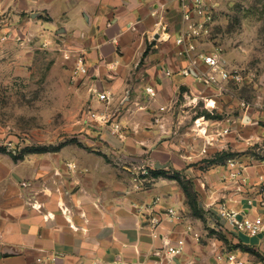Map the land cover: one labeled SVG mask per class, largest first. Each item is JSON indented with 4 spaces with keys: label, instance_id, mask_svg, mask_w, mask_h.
Listing matches in <instances>:
<instances>
[{
    "label": "crops",
    "instance_id": "0c3cea01",
    "mask_svg": "<svg viewBox=\"0 0 264 264\" xmlns=\"http://www.w3.org/2000/svg\"><path fill=\"white\" fill-rule=\"evenodd\" d=\"M180 20L179 0H0V39L10 38L14 27L36 30L42 39L58 35L69 54L84 55L88 87L109 92L112 106H121L115 113L108 107L112 122L121 128L118 135L131 136L120 144L117 134L106 126L115 144L89 152L61 149L60 160L52 165L57 174H44L38 183L15 176L12 161L0 164V264H167L163 244L173 245L179 239L185 241L184 252L172 264H213V253L221 245L210 237L196 244L186 235L185 224H201L202 219L191 214L177 183L158 178L146 190H136L134 178L110 159L114 155L116 160H137L139 166L132 165L133 169L185 167L187 177L198 173L189 167L195 162L190 156L192 147L185 139L187 154H179L176 140L184 135L164 122L174 117L179 103L185 107V99L193 95L198 83L193 75L183 76L187 62L175 54ZM157 25L167 28L161 33ZM159 35L160 41L152 40ZM146 87L155 90L154 100L146 95ZM92 106L101 107L95 101ZM205 110L211 118L201 114L193 123L204 116L210 126L234 127L226 124L229 119L214 117L218 108ZM168 132L173 136L163 141ZM211 167L215 173L222 164L213 162ZM248 173L264 175V168H249ZM215 175L205 177V189L199 181L204 189L199 188L203 201L199 209L203 208L205 217L214 212L207 206L215 199ZM157 198L161 212L174 207L183 218L178 225L164 223L160 238L153 239L147 216L136 209ZM258 213L264 216V208L248 211L250 216ZM215 224L211 222L210 228L221 232ZM226 236L251 250H235L247 264H264V234L247 238L227 232Z\"/></svg>",
    "mask_w": 264,
    "mask_h": 264
},
{
    "label": "rangeland",
    "instance_id": "374dc122",
    "mask_svg": "<svg viewBox=\"0 0 264 264\" xmlns=\"http://www.w3.org/2000/svg\"><path fill=\"white\" fill-rule=\"evenodd\" d=\"M213 17L210 34L200 42V47L205 52H217L222 63L231 70L239 71L243 80L237 85H223L222 92L199 82L196 86L193 84V95L185 99V107L180 108L183 102L179 103L173 111L174 117L169 121L164 120L168 122L166 127L172 130L177 127V131L184 135L176 140L179 154L185 157L187 153L183 149L187 143L192 147L190 156L195 162L189 167H193L199 175L197 173L191 177L189 174L188 178L185 167L158 168L165 170L170 177L176 176L189 189L190 195H195L198 207L203 205L199 188L205 189L200 186V179L207 188L208 179L205 177L212 178L216 174L217 178L213 179L216 187H219L222 170L214 173L215 169L211 167L213 162L219 163L218 154L227 153L231 155L229 158L243 162L264 157V150L260 147L264 128V0H216ZM14 29L10 38L0 39V164L12 161L15 176L38 183L44 174H57L52 165L60 160L61 149L73 147L89 152L91 149L109 148L115 142L111 140L113 136L106 126L88 118L90 111L100 113L105 110L92 106L89 92L92 88L86 83L87 75L75 77L73 74L79 54H69L58 35L42 39L36 30ZM210 100H214V107L218 108L214 117H221L223 121L229 119L226 124L234 127L232 134L229 133L230 137L219 139L208 155L200 156V148L211 138L196 136L194 131L198 129L193 119L206 114L205 105H211ZM133 108L137 107L133 105ZM119 109L121 106L116 103L110 111L115 113ZM188 128L192 129L189 135L186 134ZM125 129L124 132L127 131ZM172 136L171 132L165 133L163 141L170 140ZM115 137L120 144L131 138L126 134ZM249 139H252L250 143L247 142ZM40 149L48 152L35 153ZM107 153L113 155L109 151ZM111 157L115 160L113 166L124 169V173L133 180L142 178L141 173L145 170L147 180L142 185L134 181L136 190H146L154 184L156 179L149 174L150 170L155 169L154 166L133 169L132 165L139 166L137 160H125L119 156L116 160L117 156ZM169 181L180 187L178 181ZM210 213L209 217L202 215L201 224L190 222L194 229H199L200 243H205L206 238L210 237L220 243L221 250L235 251L238 244L231 242V237L226 236V227L217 221L214 212ZM211 222L221 226L222 231L211 229Z\"/></svg>",
    "mask_w": 264,
    "mask_h": 264
},
{
    "label": "built area",
    "instance_id": "2783aa9c",
    "mask_svg": "<svg viewBox=\"0 0 264 264\" xmlns=\"http://www.w3.org/2000/svg\"><path fill=\"white\" fill-rule=\"evenodd\" d=\"M179 1L181 5V23L176 30L174 45L176 47V56L187 62V68L182 72L183 76L193 75L205 87L220 92L223 91V85L228 83L240 84L243 77L239 71L227 68L220 60L217 52H205L200 47V42L210 34V27L214 20L213 8L216 0ZM157 26L161 33L167 28L164 25ZM160 39L159 35L157 39L153 38L152 40L160 41ZM73 74L75 77L87 75L84 55L79 54L77 56ZM89 92L92 100L97 102L105 111L102 110L100 113L90 111L88 118L103 126H110L111 133L118 135L121 132V128L118 124L112 122L114 116L108 113V107L114 101L113 96L109 92H100L96 88L90 89ZM145 93L151 100L156 98V92L152 87H146ZM214 106L215 102H212V105L209 106L208 103L205 105L210 110H215L216 107ZM160 111H165V108H160ZM159 120L156 118L155 123H158ZM200 121L202 123H199ZM194 126L198 129L197 132L194 131L197 137L201 139L211 138L210 141H206V144L200 148V156L208 155L210 148L216 147V141L228 136L232 130L231 126H210L209 121L204 116L196 119ZM251 141L252 139H249L247 142L250 143ZM260 147L264 150V128L261 131ZM254 167L264 168V157L248 162L234 158L225 160L221 167L222 175L218 181L219 187L214 192L215 199L207 206L210 209L214 207L217 221L226 227L230 234L247 238H256L264 234V216L260 213L253 216L248 214V211L254 208H264V175L257 173L255 176H251L248 173V169ZM141 174L142 178L138 177L134 180L139 185H142L147 180L145 170ZM159 202L157 198L151 204L136 209L141 215L147 216V225L150 228L153 239L160 238L164 223L178 225L182 223L183 218L174 207L167 208L165 212H161ZM235 205H242L243 208L236 209ZM221 229L220 226L219 231H222ZM185 233L194 243L198 244L200 242L201 236L190 222L185 224ZM184 248L185 241L183 239L177 240L173 245L170 242L163 244L162 250L165 251L167 264L174 263L173 260L183 254ZM212 258L213 264H247L235 251L228 252L220 248L214 251Z\"/></svg>",
    "mask_w": 264,
    "mask_h": 264
},
{
    "label": "trees",
    "instance_id": "16d2710c",
    "mask_svg": "<svg viewBox=\"0 0 264 264\" xmlns=\"http://www.w3.org/2000/svg\"><path fill=\"white\" fill-rule=\"evenodd\" d=\"M206 117L208 118H211V116L209 114H205ZM45 152H48L46 151V149H40V150H36L35 153H45ZM231 155L230 154H227V153H220L218 154L217 156V160L219 161L220 164H223L225 160L229 159ZM15 160H17V158H14ZM149 174H150V177L153 178V179H158V178H164V179H169V180H176L178 181L183 193L185 194V198L187 199L186 202H187V205L189 206L190 210H191V214L195 217H198V218H201L202 219V211L199 209V207L196 205V198L195 195L194 197H192L190 195V193L188 192L189 189L187 187H185V185H183V183L179 180H177L176 176L174 177H170L168 176L169 174L166 173L165 170H161V169H152L149 171ZM197 206V207H196ZM236 250L237 249H241L243 251H251L250 249L246 248V247H242L240 245H237V247H235Z\"/></svg>",
    "mask_w": 264,
    "mask_h": 264
},
{
    "label": "bare ground",
    "instance_id": "6f19581e",
    "mask_svg": "<svg viewBox=\"0 0 264 264\" xmlns=\"http://www.w3.org/2000/svg\"><path fill=\"white\" fill-rule=\"evenodd\" d=\"M163 39L165 40V39H167V36H163ZM212 105V104H211Z\"/></svg>",
    "mask_w": 264,
    "mask_h": 264
},
{
    "label": "water",
    "instance_id": "95a60500",
    "mask_svg": "<svg viewBox=\"0 0 264 264\" xmlns=\"http://www.w3.org/2000/svg\"><path fill=\"white\" fill-rule=\"evenodd\" d=\"M155 168H156V169H158V168H161V167H159V166H156Z\"/></svg>",
    "mask_w": 264,
    "mask_h": 264
}]
</instances>
